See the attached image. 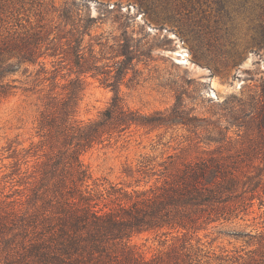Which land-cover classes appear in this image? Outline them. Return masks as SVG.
<instances>
[{"label": "trees", "instance_id": "16d2710c", "mask_svg": "<svg viewBox=\"0 0 264 264\" xmlns=\"http://www.w3.org/2000/svg\"><path fill=\"white\" fill-rule=\"evenodd\" d=\"M43 5V0H0V101L17 93V79L12 76L22 67L28 71L30 65L38 64L35 80L40 84L55 79L57 74L47 75V56L58 58L52 62L51 72L69 67L76 77L60 91H55L58 83L51 81L44 97L37 133L45 159L29 172V166L25 170L16 167L21 160L17 158L16 168L3 176L23 174L22 178L35 180L27 181L30 186L25 189L5 194L7 198L18 194V198H0V264H214L211 255L192 243V236L211 224H224L242 212L253 211L257 200L259 208H264V140L251 141L234 152L218 150L182 162L169 155V162L159 164L162 169L151 166V159L144 157L141 169L126 170L129 177L137 175L134 186L112 184L106 192L99 189L91 183L83 152L109 143L133 126L150 130L177 124L198 127L203 125L198 122L206 120L179 108L143 113L127 105L121 84L135 58L128 44L117 52L112 46L105 51L104 43L99 51L97 42L85 45L91 22L77 21L66 7L59 17L72 27L65 34L54 35L44 22ZM120 56L123 59L116 60ZM88 75L101 79L114 95L96 118L84 120L78 112ZM236 104L228 125L219 127L220 137L212 140L223 142L229 127L243 126L246 118L256 119L264 132V77L257 97L239 99ZM18 150L7 157L16 158L21 154ZM24 162L27 165L29 160ZM141 174L158 180L141 188ZM30 190L31 196L27 195ZM25 195L27 206H23ZM149 231L182 242L146 258L131 239ZM231 234L259 237L261 252L219 264H264V234L236 229Z\"/></svg>", "mask_w": 264, "mask_h": 264}, {"label": "rangeland", "instance_id": "374dc122", "mask_svg": "<svg viewBox=\"0 0 264 264\" xmlns=\"http://www.w3.org/2000/svg\"><path fill=\"white\" fill-rule=\"evenodd\" d=\"M43 1L44 22L53 29V34H65L72 27L59 17L66 7L77 21L91 22V35L85 36V45L97 42L96 51H99L104 43L105 51H111L112 46L117 52L128 44L135 58L121 84V95L127 105L143 113L179 108L206 120L198 122L203 123L198 127L177 124L150 130L133 126L109 143L83 152L82 161L92 173L91 183L95 182L99 189L106 192L112 184L134 186L137 175L129 177L126 170L141 169L144 157L151 159V166L162 169L159 164L169 162V155L182 162L218 150L234 152L251 141L264 140L257 120L247 118L243 126H230L223 142L212 140L220 137L219 127L224 129L228 125L227 119L239 99L257 97L260 93L264 43L258 42L264 33V0ZM32 19L37 17L32 16ZM122 59L120 56L116 60ZM57 60L50 56L44 59L48 77L54 74L57 77L43 84L35 80L38 64L30 65L28 71H25L26 66L22 67L12 76L17 79V93L0 101L1 201L18 198V194L11 198L5 194L25 189L30 186L27 181L35 180L32 176L22 178L23 174L3 177L5 174L18 166L24 170L29 166V172H33L35 165L45 159L46 151L38 147L37 133V118L44 97L50 92L51 81L58 83L55 91H60L76 77L69 67H62L58 73L51 72L52 62ZM41 87H45L43 92L39 91ZM113 95L112 89L101 79L88 75L79 118H96ZM15 148L21 154L8 158ZM17 158L21 160L14 167ZM25 160H29L27 165ZM144 175L138 176L142 180L141 188L158 180L157 176ZM13 184L16 186L12 188ZM28 194L31 196L33 191ZM27 195L22 196L23 206L28 205ZM258 204L257 200L253 211L242 212L238 218L224 224H211L193 235L192 243L201 247L203 254L211 255L214 264L258 255L261 252L259 237L237 238L231 234L235 229L257 236L264 234V208H259ZM181 242L175 241L172 235L154 231L134 235L131 239V244L146 258Z\"/></svg>", "mask_w": 264, "mask_h": 264}]
</instances>
